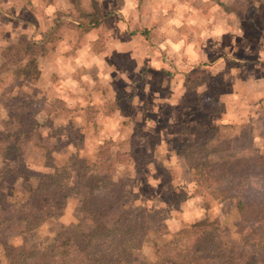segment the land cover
<instances>
[{"label": "rangeland", "instance_id": "obj_1", "mask_svg": "<svg viewBox=\"0 0 264 264\" xmlns=\"http://www.w3.org/2000/svg\"><path fill=\"white\" fill-rule=\"evenodd\" d=\"M15 1L14 6L22 5V0ZM222 1L228 5L222 6ZM222 1L214 0L213 4H218L214 9L200 0H60L61 8L57 10V0H35L23 18L18 12L14 15L21 16L17 21L7 20L10 13L2 10L0 49L21 38L41 39L47 32L52 40L47 47L53 45L55 49L51 53L48 49V60L39 58V63L50 69L57 61L58 72H48L39 79H20L12 77L8 68H0V136L5 135L7 119H15L22 106L34 118L47 143L53 145L51 157L56 163L74 152L95 163L100 145L111 140V151L119 153L118 173L125 184L122 207L134 212L145 207L158 208L166 213L167 230L160 236L146 237L131 257L133 264L155 263L154 243H166L176 231L188 229L204 216L218 218L231 230L237 220L232 200H211L201 194L184 159L177 155L186 138L169 133L177 122L210 126L208 106L223 107L222 97L235 89L242 91L246 78H252V74L259 77L257 82L264 81L259 60L264 52L258 50L264 43L260 33L263 14L254 15L259 30L252 27L256 24L248 22V18L236 24L230 12H240L242 16L243 3L234 4L232 9L233 0ZM125 7L127 19H134L125 29L132 35V46L138 48L132 55L116 50L114 45L122 42V35L115 28L120 29L117 18L122 28ZM95 11L107 18L101 27L100 22L87 26V13ZM219 11L228 25L238 26L239 33L233 34L225 25L227 29L218 36L205 33L199 26L200 17L218 15ZM261 11L262 8L258 12ZM215 47L220 50L214 52ZM54 51L57 57L53 56ZM78 61L83 62L81 67ZM105 77L113 79L109 88ZM205 80L204 85L200 83ZM200 85L204 96L196 90ZM98 93L102 96L94 95ZM228 117L227 122L220 123L224 124L221 135L231 137L232 148L227 153L264 155L263 106L260 104L254 111L246 107L243 111H230ZM239 134L247 144L252 143L251 147L235 146ZM130 148L135 154L125 155ZM39 159V152L28 147L23 163L29 174L44 171ZM160 165L166 167L165 173ZM164 177H170V181L164 183ZM29 180L34 184L37 176L32 175ZM19 185L10 187L18 201L25 198ZM80 199V194L70 193L61 214L29 231L6 232L1 239L16 247L54 241L59 228L87 223L88 216L79 210ZM1 250L0 242V255Z\"/></svg>", "mask_w": 264, "mask_h": 264}, {"label": "trees", "instance_id": "obj_2", "mask_svg": "<svg viewBox=\"0 0 264 264\" xmlns=\"http://www.w3.org/2000/svg\"><path fill=\"white\" fill-rule=\"evenodd\" d=\"M86 17L87 26L101 18L97 11ZM51 41L46 32L43 39L21 38L2 46L0 68H8L14 78L37 79L39 58L45 56ZM221 108L213 107L210 113ZM18 110L15 119H7L5 135L0 136V264H133L131 257L142 241L167 230L166 213L158 208L134 212L122 207L125 184L111 140L100 145L95 163L78 152L56 163L51 157L53 145L42 136L34 118L22 106ZM220 130L219 124H172L173 133L192 134L177 155L184 159L201 194L233 201L237 213L233 229L218 218L204 216L188 229L176 231L166 243H154L157 261L152 264H264V155L227 153L231 137H224ZM243 138L239 134L235 146L251 147ZM28 147L39 152L44 171L27 172L23 162ZM134 154L130 148L125 155ZM159 168L166 172L163 165ZM32 175L37 176L34 184L29 180ZM169 181L170 177L163 178L164 183ZM18 183L25 196L19 201L10 190ZM70 193L81 195L79 210L88 216L86 224L61 227L55 240L44 245L16 247L1 239L6 232L29 231L61 214Z\"/></svg>", "mask_w": 264, "mask_h": 264}, {"label": "crops", "instance_id": "obj_3", "mask_svg": "<svg viewBox=\"0 0 264 264\" xmlns=\"http://www.w3.org/2000/svg\"><path fill=\"white\" fill-rule=\"evenodd\" d=\"M1 1L3 3L2 2L0 3V18L3 17L2 14H1L2 13V10H7L6 11L7 13H5V12H3V13H5V14L10 13V14L7 15L5 18L7 20L8 19H13L14 21L15 20L17 21V20L21 19L20 18L21 16L23 18V16L25 15V13L27 14L29 12V9L32 7V3L35 2V0H22V5L20 7H16V6H14V4H17L15 0H1ZM63 1L64 2H67L68 0H62V2ZM220 1H222V0H220ZM99 2L100 1H98V3ZM200 2H202V3L203 2H208L209 4H211V7H213L214 9H216L215 8L216 7L215 5L218 6L217 2H215V5L213 4L214 3V0H200ZM221 3L225 4L226 6L228 5L224 1H222ZM238 3H243L244 11L241 12V14L243 13V15H245V16L244 17H243V15L240 16L238 14L240 12H238V11H237L238 13L232 11V12H230V16H232V20L237 21L236 24H238V20H242V19L248 18V20H247L248 22H255L254 24H256V25H253L252 27L255 30H259L261 27L259 28V25L257 24L254 15L257 16V14H263V16H264V0H233L232 1L231 8L235 6L234 4H238ZM2 4H5V5L2 6ZM59 4H61L60 3V0H57V5H55L56 8H58L57 10H59L61 8V7H59L60 6ZM28 5H30V6H28ZM100 5L101 4H99V6H98L99 8H100ZM260 8H262L263 11L258 12L260 10ZM122 10H124L123 11L124 13H122V28H121V22H119V24H118V18L116 20V23H117L116 26L118 28L120 27V29H116L115 28L116 32L118 31V33L120 35H122V42L120 41L118 43H114V45H115L116 50L122 51V52H124L125 54H128V55H132L133 53H135V50H137L138 48H134L132 46V44L130 43L131 42L132 35H129V33L125 29L129 25V23L131 25V21L134 20V19H129V18L127 19L128 11H127V8L126 7L123 8ZM17 12L18 13H21L22 15L20 17H17L16 18L14 15H17ZM112 15H114V14H112ZM100 16H101L100 21H99L100 24H98V27L99 26L101 27V25H104V22H107L106 21L107 18L105 19V17L102 14V12H100ZM249 17L252 18L253 21H250L249 20L250 19ZM200 19L202 21L199 24V26L205 29V33H209V34L214 33L213 36H218L219 34L222 33V29H227V28H228L227 30H232L233 31V34L239 33V32H237L239 30L238 26L237 25H234V27H233V26L228 25V22L227 21H224L222 19L220 11L218 12V15L217 14L216 15H212V16L206 15V16L200 17ZM129 20H130V22H129ZM262 22H264V19H263ZM75 23H77V22H75ZM0 25H3V24L1 23ZM224 25L227 28H224ZM106 26H107V23H106ZM91 28H90L91 30H96L95 28H97V27H91ZM5 29H6V27H5ZM260 33H262L264 35V25H263V28H261ZM8 35H9V32H8ZM6 38H8V37H6ZM41 39H43V37ZM37 40H39V39H37ZM85 44L86 43H84L83 45H85ZM51 46L52 47H48V49L50 50L49 51L50 53H51V51H53L55 49V46H53V45H51ZM86 46H87V44H86ZM84 48H86V47H84ZM190 49H191V47L189 49L186 48V50H190ZM219 50H220V47H215L214 52L219 51ZM258 50L264 52V43H262L261 48L258 49ZM56 53L57 52H55V51L52 52V54H54L53 55L54 57H57L58 56V55H56ZM86 54H87V52H86ZM90 56H92V54H90ZM43 57L47 59L46 54ZM43 57H41V58H43ZM41 58H40V60H41ZM84 58H87V56L84 57ZM98 58H99V55H98ZM260 58L261 59H259V60H261V65H262L261 72L264 73V55H262ZM86 60L87 59H85V60L83 59L82 61L83 62H86ZM204 60H205V57H203V61ZM83 62H79L78 61V64L77 65L79 67H81L82 64H80V63H83ZM173 62H174V64L176 63L175 60ZM84 64H86V63H84ZM39 66H40V75H39L38 79L41 78V77H43L44 75H47L48 72H50V74L51 73H54V72L55 73L58 72V63H57V61H56V64L51 65V68L50 69L48 67L46 68L44 66V63L41 64V65L39 63ZM250 77L251 76H249V77L246 78L245 85L244 86L242 85V87H241L242 88V91H239V90L235 89L230 95L225 96V97H222V101H224V106L219 110L220 112L210 113V111H212V108L209 107V106L206 108V111H207L210 119H212V123L210 125H217V124H219L221 126H224V124H220V123L225 122V121L227 122L229 120V117L228 116L230 115V111H243V108H245V107L248 108V109H250V111H254V108L259 107L260 104H261V106H263V109H264V81L263 82H257V79L259 77H256L253 74H252V78H250ZM175 79L176 78H174V80ZM103 80H105V84H106L105 86H107L106 88L111 87L110 86V82L112 84L113 79H108L107 77H105ZM49 81H50V84H52L51 79ZM206 82L207 81L205 80V81H202L200 83L204 85ZM261 83H263V84L260 85ZM196 90L198 91V93L202 94L203 93L202 91L204 90V87L202 85H200V86H198V88H196ZM78 91H79V89H78ZM192 92H195V88L192 89ZM205 94L206 93H203L200 96H204ZM94 95L99 96L101 94L98 93V94H94ZM235 98L237 99V102H236V99ZM235 103H236V105H235ZM226 116H227V118H226ZM170 131L171 132H169V133L172 134L173 133L172 132V128L170 129ZM173 135L184 136L186 138V141L192 139V134H177V133H173Z\"/></svg>", "mask_w": 264, "mask_h": 264}]
</instances>
